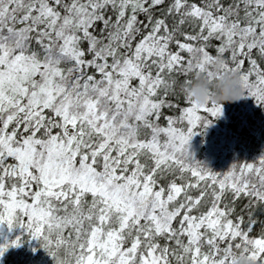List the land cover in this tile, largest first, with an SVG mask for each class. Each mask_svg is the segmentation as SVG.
<instances>
[{
  "label": "snow or ice",
  "instance_id": "6c2138e0",
  "mask_svg": "<svg viewBox=\"0 0 264 264\" xmlns=\"http://www.w3.org/2000/svg\"><path fill=\"white\" fill-rule=\"evenodd\" d=\"M216 58L264 105V0H0V223L54 264H264V152L188 151L222 105L180 85Z\"/></svg>",
  "mask_w": 264,
  "mask_h": 264
},
{
  "label": "trees",
  "instance_id": "16d2710c",
  "mask_svg": "<svg viewBox=\"0 0 264 264\" xmlns=\"http://www.w3.org/2000/svg\"><path fill=\"white\" fill-rule=\"evenodd\" d=\"M167 2L169 0H165V3ZM225 2L232 3L234 6V0H225ZM140 19H145L143 14H141ZM216 43H218V40L213 39L212 46L209 48L213 54H215L214 45ZM172 47L175 50L176 45L173 44ZM181 55H184V53L182 52ZM221 105V112L214 117H210L211 122L203 126V128L208 127L207 132L200 131L201 127L198 124L194 126V136H192L195 145H197V153L191 154V156L209 168L216 165L212 170H217V165L221 166L220 169L223 166L227 169L235 160L241 162L254 160L261 152H264V105L257 103L254 97L247 95L232 101H223ZM164 112L165 115L174 114L167 108ZM161 122L164 123L165 121L162 119ZM215 126L219 129L214 134L215 140L213 141L210 130H214ZM219 139H221V147L225 154L222 153V150L220 152L224 156L227 155V158L224 162L220 161L217 153L214 157L215 161L213 159L214 162H207L204 159L203 162L202 149H205L206 145L209 146L211 142L216 144ZM228 145H232V147L227 149ZM225 167L222 171L225 170ZM248 203L249 199L242 196L237 201V208H242ZM246 211L247 209H245ZM252 211L255 217L264 218V204L254 205ZM18 234L19 243L8 244L0 253V264H54L53 257L41 246L38 238L30 237L28 233L23 231L21 226L14 225L9 228L6 223H0V243L4 242L5 239L12 240ZM173 264H175L174 261Z\"/></svg>",
  "mask_w": 264,
  "mask_h": 264
},
{
  "label": "clouds",
  "instance_id": "9594fccd",
  "mask_svg": "<svg viewBox=\"0 0 264 264\" xmlns=\"http://www.w3.org/2000/svg\"><path fill=\"white\" fill-rule=\"evenodd\" d=\"M193 63H196L195 59ZM222 63L220 58L209 61L211 72L218 73L214 80L209 79L207 71H194L191 78L180 85L184 94L198 104L209 100L221 103L244 96L238 72L223 68ZM228 264H256V261L234 251L229 257Z\"/></svg>",
  "mask_w": 264,
  "mask_h": 264
},
{
  "label": "rangeland",
  "instance_id": "374dc122",
  "mask_svg": "<svg viewBox=\"0 0 264 264\" xmlns=\"http://www.w3.org/2000/svg\"><path fill=\"white\" fill-rule=\"evenodd\" d=\"M201 130L200 131H205V132H207V130H208V127H204V128H200ZM218 129H219V127H214V130H210L211 132H212V140L214 141L215 140V137H214V134H216L217 133V131H218ZM193 134H194V132H193ZM191 135V137H190V139H189V141H188V151H189V153H191L192 155L193 154H195V153H197V145H195V143H194V141H193V137L192 136H194V135ZM196 139V138H195ZM218 139V138H217ZM223 142H224V140H223ZM193 145V146H192ZM221 145H222V142H221V139H219V141H217V143L216 144H214L213 142H211L210 144H209V146H205V149H202V161H203V159L204 160H206L207 162H211V161H213V159H214V157H215V155L217 154V156L220 158V161H223L224 162V160L227 158V155L226 156H224L223 154H225V151L222 149V147H221ZM226 147V146H225ZM224 147V149H226ZM232 147V145H228V147H227V149H229V148H231ZM220 150H222V153L220 152ZM214 161H215V159H214ZM213 161V162H214ZM204 162V161H203ZM226 162V161H225ZM216 166V165H215ZM215 166H211V169L212 168H214ZM217 167H218V169L216 170V171H219V170H221L222 171V169L225 167V166H223L222 167V169H220V167L221 166H218L217 165ZM225 170H226V167H225Z\"/></svg>",
  "mask_w": 264,
  "mask_h": 264
}]
</instances>
